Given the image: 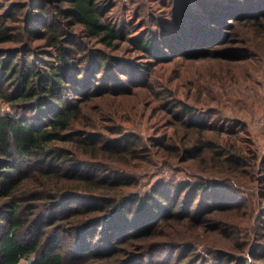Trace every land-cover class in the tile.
I'll list each match as a JSON object with an SVG mask.
<instances>
[{"label": "trees", "instance_id": "1", "mask_svg": "<svg viewBox=\"0 0 264 264\" xmlns=\"http://www.w3.org/2000/svg\"><path fill=\"white\" fill-rule=\"evenodd\" d=\"M113 7L108 0H21L0 15V99L11 106L0 111V264H250L244 242L233 252L210 237L242 233L241 220L224 218L243 209L232 190V198L223 194L212 177L135 190V174L112 161L134 157L137 148L87 128L95 123L83 101L97 97L98 85L87 77L111 63L96 48L85 53L77 39L115 47L123 30L107 21ZM154 44L148 38L139 47ZM223 156L233 180L245 166L256 171L238 152ZM261 212L257 238L264 237ZM250 253L251 264H264L263 241Z\"/></svg>", "mask_w": 264, "mask_h": 264}, {"label": "rangeland", "instance_id": "2", "mask_svg": "<svg viewBox=\"0 0 264 264\" xmlns=\"http://www.w3.org/2000/svg\"><path fill=\"white\" fill-rule=\"evenodd\" d=\"M15 1L21 0H0V15ZM108 1L114 7L107 21L123 30L115 47L77 39L85 53L96 48L111 63L87 77L98 84L91 90L97 97L83 101L95 123L87 128L123 148H137L134 157L112 161L135 174V190L210 177L228 197L232 190L243 209L228 211L224 218L241 220L242 233L210 237L233 252L244 242L250 264L255 262L250 250L264 242L255 235L264 207V0H210L207 9L203 0ZM148 38L155 42L151 51L139 47ZM10 110L0 99V111ZM227 150L238 152L256 171L245 166L233 180L223 156ZM85 157L96 159L91 153ZM199 252L209 256L202 246Z\"/></svg>", "mask_w": 264, "mask_h": 264}]
</instances>
